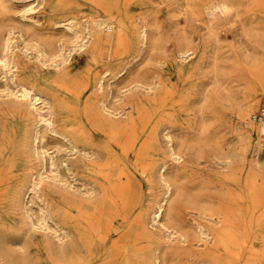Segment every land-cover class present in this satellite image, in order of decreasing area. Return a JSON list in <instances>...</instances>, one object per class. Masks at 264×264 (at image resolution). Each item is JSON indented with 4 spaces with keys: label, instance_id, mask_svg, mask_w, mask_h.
Instances as JSON below:
<instances>
[{
    "label": "bare ground",
    "instance_id": "6f19581e",
    "mask_svg": "<svg viewBox=\"0 0 264 264\" xmlns=\"http://www.w3.org/2000/svg\"><path fill=\"white\" fill-rule=\"evenodd\" d=\"M243 3L0 0V264H264Z\"/></svg>",
    "mask_w": 264,
    "mask_h": 264
},
{
    "label": "rangeland",
    "instance_id": "374dc122",
    "mask_svg": "<svg viewBox=\"0 0 264 264\" xmlns=\"http://www.w3.org/2000/svg\"><path fill=\"white\" fill-rule=\"evenodd\" d=\"M242 1L244 2L242 4V9H243L242 11L245 12L244 14H245V19L247 22H249L250 20L255 21V19H256V21L260 20V22L264 21V0H242ZM231 25L229 24L226 27H220L219 32H220V35H221L222 39L224 40V42H230V41L232 42L235 39H238V40L240 39L241 44H237V43L234 44V47H232V49H233V51L235 50L236 52H238V54L241 55L242 53H241V50L239 49L240 47L238 45H241V47L246 46V45L251 46V44L248 40L250 35H243L238 24H231ZM229 29H231V32L229 31ZM237 31H238V33H237ZM248 31L250 33L254 32L253 30H248ZM232 54H234V53H232ZM231 63H235V61L231 60ZM240 72H241V75H240ZM240 72H239V75H240L239 80H241V82L247 80L248 75H243L246 73H244V71H242V70ZM240 86L244 87L245 85L244 86L240 85ZM261 101H262L261 98H259L258 107L256 109L252 110L250 115L251 114H264V112L261 110L262 109V102ZM224 114H225L226 121L228 122V127H229L236 121V118H237L236 113L232 108L228 107V108H226ZM251 122H253L256 125L259 124V121H255L253 119H251ZM262 143H264V139L262 140ZM234 144L243 145L245 143L243 141L241 142V141L234 140L233 145ZM262 148L264 150V146H262Z\"/></svg>",
    "mask_w": 264,
    "mask_h": 264
}]
</instances>
